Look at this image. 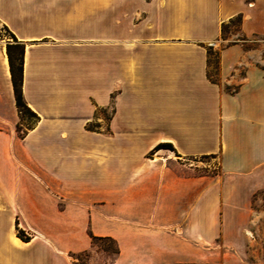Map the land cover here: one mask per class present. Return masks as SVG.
Segmentation results:
<instances>
[{
    "label": "crops",
    "instance_id": "1",
    "mask_svg": "<svg viewBox=\"0 0 264 264\" xmlns=\"http://www.w3.org/2000/svg\"><path fill=\"white\" fill-rule=\"evenodd\" d=\"M237 16L245 37L264 36V0H0V264H74L69 253L92 246L111 198L125 215L127 182H158V169L130 165L125 152L161 142L175 148L169 163L219 155L224 177L249 182L231 187L245 201L217 199V182L198 189L190 210L189 178L167 168L159 196L181 201L183 234L156 221L137 230L122 217L116 234L104 233L120 246L113 264H264L227 236L255 239L253 194L264 187V50L221 47L223 23ZM4 26L25 45L24 98L40 117L24 135ZM109 108V130L90 129Z\"/></svg>",
    "mask_w": 264,
    "mask_h": 264
},
{
    "label": "rangeland",
    "instance_id": "2",
    "mask_svg": "<svg viewBox=\"0 0 264 264\" xmlns=\"http://www.w3.org/2000/svg\"><path fill=\"white\" fill-rule=\"evenodd\" d=\"M3 34L9 41H13L11 35L5 30H3ZM222 39L223 41L221 42V47L238 42L243 43L246 49L264 50V36L258 35L250 38L245 37L241 32V24L238 21L232 22L227 26L224 34L222 35ZM214 52L215 53H213L210 57L211 65L209 67V71L213 78H219L216 67L219 61V57L216 52H219V49H214ZM112 114V108L104 110V112L100 110L98 115L103 119L101 122L95 121L92 123L94 124L93 126H102L104 130H109L108 124L111 120ZM109 144L110 146L108 153L110 154L111 161L114 162L116 161L117 155L119 153L117 142L110 140ZM146 146L145 149H141L140 146L138 150H127L125 152L127 162H130V165L135 166L141 163L143 164V167L144 164H148L147 166H152V168L158 169L159 176L157 184H155L156 181L155 183L147 181L140 184L127 182L125 184L127 194L125 205L127 209L125 215L118 214L116 212V208L113 207V205H116L117 199L111 198L110 206L108 208H104L103 210L105 216H98L96 225L99 227V229L97 232H94V230L90 229V232L93 234L98 236H112L104 234L107 232L116 234L119 227H123V221L121 220L122 217H125L127 227L136 228L137 230L143 228L144 224H151L152 221H156L157 223H161L160 225L166 226L164 228H166L169 232L183 234V232L180 230V224L182 222V212L180 209L181 201L174 199L172 203L170 201V203H168L167 197L169 195L166 196L165 191L161 196H159L160 191L163 190L162 188H167L166 181L169 178L167 173H165L167 168L172 169L174 171V175H185L189 178L190 199L187 205L190 210L196 203L198 189L201 187H206L208 190L217 182H221L219 184H222L223 186V192L218 194L217 199L240 203L245 201V198H243L241 192H235L233 189H231V187H246L249 185V182L240 180L239 182L232 183L231 179L224 177L226 175L222 171L219 155L198 154L185 157L183 160L169 163L167 162L168 148L156 150V146L153 149H146ZM149 173L150 170H147L146 174ZM225 180L228 182H224ZM156 185H158V195L155 191ZM252 205L255 211H257L255 215L256 223L253 228L255 239H251L247 231L240 233L232 229L227 233L229 239L238 243L236 246L238 251L243 253V255L247 254V256L250 258H252L254 255L264 256V187H261L254 192ZM95 207L101 208L100 201H95ZM155 207H158V214H151L153 213L151 209ZM63 209H65V200H63ZM169 211L173 213H169ZM231 220L232 222L239 223L242 226H246L247 224L250 225L247 214L231 215ZM216 241V244L220 245L222 243V238L219 237ZM108 247L112 248L114 247V244L110 241L97 242L87 249L90 251V255H82L76 264H113L112 258L109 256L108 252L104 250ZM206 247L212 246L207 245ZM222 248H226V246L223 245ZM233 251L235 250L233 249ZM76 253L79 252L69 253L73 262L75 261L73 254Z\"/></svg>",
    "mask_w": 264,
    "mask_h": 264
},
{
    "label": "trees",
    "instance_id": "3",
    "mask_svg": "<svg viewBox=\"0 0 264 264\" xmlns=\"http://www.w3.org/2000/svg\"><path fill=\"white\" fill-rule=\"evenodd\" d=\"M235 21L236 22L238 21L241 24L242 17L237 16V17L232 18L229 22L223 23L222 35L224 34V31L227 28V26L230 23L235 22ZM3 30H5L7 33H9L13 39V41H10L7 44V53H8V57H9V61H10L12 80H13V84H14L17 106H18L19 113H20V121L17 125V130L21 135H24L28 129L33 128L37 124L40 117L38 116V114L35 111H33L29 107V105L27 104V102L25 101V98H24L23 80H24L25 45L17 39V37L9 30V28L7 26H4ZM208 53H209L208 76L211 80L217 82V81H219V78H213L212 75L210 74V71H209V67L211 65L210 57L213 53H215L214 48L212 46L209 47ZM216 53L219 57V52H216ZM216 67H217V71H218L217 73L219 76V61H218ZM227 89L231 90V87L227 86ZM93 125L94 124L91 123L88 125V127L90 129H98V127H94ZM22 128H24V129H22ZM161 148H168L171 150H175L173 144L170 142H161L155 147L156 150H159ZM19 235L23 239H29V236H27L24 233V231H22V230H19ZM90 236L92 239V245L96 244L99 241H110L114 244V247H112V248L108 247V248L104 249L105 251L108 252L109 256L112 258L113 263H114L115 260L117 259V257L119 256L120 252H121L117 239H115L112 236H98V235L93 234L92 232H90ZM82 255L89 256L90 251L84 250L82 252L73 254V258L75 260L74 264H76V262L78 260H80Z\"/></svg>",
    "mask_w": 264,
    "mask_h": 264
}]
</instances>
